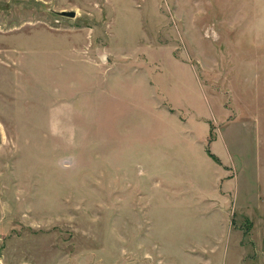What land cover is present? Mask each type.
I'll return each mask as SVG.
<instances>
[{
	"label": "rangeland",
	"instance_id": "1",
	"mask_svg": "<svg viewBox=\"0 0 264 264\" xmlns=\"http://www.w3.org/2000/svg\"><path fill=\"white\" fill-rule=\"evenodd\" d=\"M0 264H264V0H0Z\"/></svg>",
	"mask_w": 264,
	"mask_h": 264
},
{
	"label": "water",
	"instance_id": "2",
	"mask_svg": "<svg viewBox=\"0 0 264 264\" xmlns=\"http://www.w3.org/2000/svg\"><path fill=\"white\" fill-rule=\"evenodd\" d=\"M59 13L63 15H68V16H73L75 14L73 10H61L59 11Z\"/></svg>",
	"mask_w": 264,
	"mask_h": 264
},
{
	"label": "trees",
	"instance_id": "3",
	"mask_svg": "<svg viewBox=\"0 0 264 264\" xmlns=\"http://www.w3.org/2000/svg\"><path fill=\"white\" fill-rule=\"evenodd\" d=\"M208 153H209L212 157H215V155H213V153H211L210 150H208Z\"/></svg>",
	"mask_w": 264,
	"mask_h": 264
}]
</instances>
